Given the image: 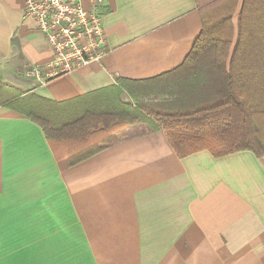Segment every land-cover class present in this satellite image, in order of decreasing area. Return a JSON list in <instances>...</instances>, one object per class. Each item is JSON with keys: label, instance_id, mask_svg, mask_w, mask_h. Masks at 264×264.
Returning a JSON list of instances; mask_svg holds the SVG:
<instances>
[{"label": "crops", "instance_id": "0c3cea01", "mask_svg": "<svg viewBox=\"0 0 264 264\" xmlns=\"http://www.w3.org/2000/svg\"><path fill=\"white\" fill-rule=\"evenodd\" d=\"M98 61L44 82L52 48L25 0H0V95L64 100L178 66L201 28L195 0H102ZM128 95L124 94L123 98ZM0 104V264H264V155L179 157L164 131H119L68 164L40 126Z\"/></svg>", "mask_w": 264, "mask_h": 264}, {"label": "trees", "instance_id": "16d2710c", "mask_svg": "<svg viewBox=\"0 0 264 264\" xmlns=\"http://www.w3.org/2000/svg\"><path fill=\"white\" fill-rule=\"evenodd\" d=\"M195 1L200 32L172 70L144 80L116 77L64 100L34 91L0 95V104L11 99L40 126L54 157L70 165L139 123L162 129L179 157L202 149L264 155V0Z\"/></svg>", "mask_w": 264, "mask_h": 264}, {"label": "built area", "instance_id": "2783aa9c", "mask_svg": "<svg viewBox=\"0 0 264 264\" xmlns=\"http://www.w3.org/2000/svg\"><path fill=\"white\" fill-rule=\"evenodd\" d=\"M94 6L102 0H90ZM24 15L36 23L53 51L44 66L27 70L41 82L98 61L104 54L101 17L82 0H25Z\"/></svg>", "mask_w": 264, "mask_h": 264}, {"label": "water", "instance_id": "95a60500", "mask_svg": "<svg viewBox=\"0 0 264 264\" xmlns=\"http://www.w3.org/2000/svg\"><path fill=\"white\" fill-rule=\"evenodd\" d=\"M126 100H128V99H126Z\"/></svg>", "mask_w": 264, "mask_h": 264}]
</instances>
